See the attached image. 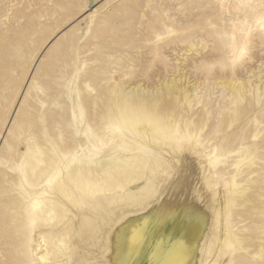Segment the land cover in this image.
<instances>
[{
  "label": "rangeland",
  "instance_id": "1",
  "mask_svg": "<svg viewBox=\"0 0 264 264\" xmlns=\"http://www.w3.org/2000/svg\"><path fill=\"white\" fill-rule=\"evenodd\" d=\"M262 17L264 0H0V264H35L21 245L31 226L19 224L30 199L49 191L24 173L31 158L47 162L44 149L59 169L93 183L134 179L109 163L114 153L153 149L121 147L129 140L115 127L133 103L137 114L152 109L147 117L172 136L205 150L219 141L220 177L245 200L238 238L264 243ZM55 212L53 226L62 221ZM253 248L241 250L245 264H264ZM53 249L44 264L101 262L96 252L78 260L63 243ZM235 254L233 264H244Z\"/></svg>",
  "mask_w": 264,
  "mask_h": 264
},
{
  "label": "bare ground",
  "instance_id": "2",
  "mask_svg": "<svg viewBox=\"0 0 264 264\" xmlns=\"http://www.w3.org/2000/svg\"><path fill=\"white\" fill-rule=\"evenodd\" d=\"M116 88L118 94H126L121 85ZM233 91L234 95L238 92ZM117 96L113 110L119 107ZM151 111L144 107L137 114L134 103L129 104L128 116L115 127L129 140L121 146L125 152L153 146L151 152L148 149L130 158L114 153L109 163L129 167L134 177L118 186L93 183L68 165L59 169L47 149L46 163L39 157L30 159L24 171L27 182L34 188L44 185L49 189L40 193L42 199H30V209L19 224L28 221L31 226L24 241L21 235V245L35 264L51 260L53 247L61 243L71 247L78 260L93 252L101 259L92 263L84 258L85 264H143L144 260L147 264H233V251L235 260L239 257L245 264L241 250H253L255 245L264 251V243L238 238L234 219L236 212L242 214L245 200L234 198L236 192L220 177L223 156L219 141L205 150L193 141L172 136L150 121L147 115ZM250 132L244 130L245 135ZM140 161L143 166L137 164ZM137 182L140 187L135 188ZM55 210L62 221L53 226ZM36 248L43 251L39 256Z\"/></svg>",
  "mask_w": 264,
  "mask_h": 264
}]
</instances>
